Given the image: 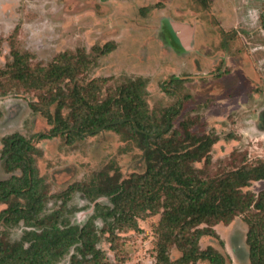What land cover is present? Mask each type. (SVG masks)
Instances as JSON below:
<instances>
[{"label": "rangeland", "instance_id": "rangeland-1", "mask_svg": "<svg viewBox=\"0 0 264 264\" xmlns=\"http://www.w3.org/2000/svg\"><path fill=\"white\" fill-rule=\"evenodd\" d=\"M253 9L259 13L255 26L249 15ZM109 42L114 48L108 53L94 49ZM78 50L93 61L78 74L80 81L106 78L102 97L139 77L149 112L160 118L169 110V132L180 130V122L189 118L193 133L216 135L209 175L264 162V0H0V149L2 138L14 132L36 146V166L47 192L44 213L60 207L62 220L82 225L97 204L110 206L109 198L76 190L64 201L61 192L75 182L90 183L102 171L125 177L144 167L142 150L112 130L72 143L63 135L38 137L50 125L31 109L38 91L6 73L12 51L28 54L31 65L46 66L59 53ZM203 165V160L195 163ZM12 173L19 171H7L0 157V179ZM243 190L256 195L264 190V180H252ZM160 216L146 214L137 218L138 228L115 227L113 233L96 216L97 245L109 264H160L158 249L165 240ZM245 216L215 224L217 236H200L199 248L212 246L226 264H250ZM0 229L14 241L28 227L20 221ZM72 251L56 264H70ZM168 253L175 260L181 251L172 244Z\"/></svg>", "mask_w": 264, "mask_h": 264}, {"label": "trees", "instance_id": "trees-1", "mask_svg": "<svg viewBox=\"0 0 264 264\" xmlns=\"http://www.w3.org/2000/svg\"><path fill=\"white\" fill-rule=\"evenodd\" d=\"M113 48V42L94 47L100 54ZM12 55L6 73L38 91L31 109L50 125L39 138L63 135L72 143L100 130H112L142 150L144 167L125 177L102 171L90 183L68 186L59 194L64 201L76 190L86 195L95 191L97 196H107L111 204H97L94 215L75 225L62 220L60 207L43 212L47 192L36 166V146L18 132L4 136L0 149L4 167L19 173L0 179V204H5L0 209V227L22 221L28 229L14 241L0 229V264H56L71 248L70 264H109L97 245L94 218L101 217L113 233L115 227L136 229L137 218L157 213H161L165 238L158 249L160 264L198 260L226 264L222 253L210 245L199 248L198 240L202 235L217 236L213 226L227 224L238 214L246 215L250 264H264V190L256 195L243 190L252 180H264L263 161L209 175L210 150L217 136L193 133L189 118L180 122V130L169 132V110L160 118L149 112L141 78L128 79L102 97L106 78L83 83L78 77L93 63L82 51L59 53L46 66L31 65L26 53L12 51ZM201 160L203 167L195 166ZM172 244L181 251L175 260L168 253Z\"/></svg>", "mask_w": 264, "mask_h": 264}, {"label": "clouds", "instance_id": "clouds-1", "mask_svg": "<svg viewBox=\"0 0 264 264\" xmlns=\"http://www.w3.org/2000/svg\"><path fill=\"white\" fill-rule=\"evenodd\" d=\"M249 15L252 17V25L255 26L256 22L259 19V13H258V11L255 10V9H253V10L250 11ZM5 27L8 30H11V28L14 27V25H5Z\"/></svg>", "mask_w": 264, "mask_h": 264}, {"label": "flooded vegetation", "instance_id": "flooded-vegetation-1", "mask_svg": "<svg viewBox=\"0 0 264 264\" xmlns=\"http://www.w3.org/2000/svg\"><path fill=\"white\" fill-rule=\"evenodd\" d=\"M169 31V30H168ZM170 34V33H169ZM176 37H180L178 34L175 35ZM171 38V37H170ZM168 42L172 45H175V39H168Z\"/></svg>", "mask_w": 264, "mask_h": 264}]
</instances>
